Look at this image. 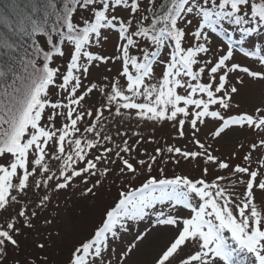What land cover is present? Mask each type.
Listing matches in <instances>:
<instances>
[{"label": "snow or ice", "instance_id": "6c2138e0", "mask_svg": "<svg viewBox=\"0 0 264 264\" xmlns=\"http://www.w3.org/2000/svg\"><path fill=\"white\" fill-rule=\"evenodd\" d=\"M5 7L10 8L11 12H0V50L4 54L16 51V41L20 36H43L46 39L43 49L37 47L36 40L32 39L34 56L26 62L22 60L25 69L30 68L31 71L18 77L19 84L14 92L11 95L6 93L5 98L0 100V156L10 154L14 158L10 168L0 166V211H6L12 203H19L17 194H28L32 186L30 177L38 172L45 175L50 172L44 163L47 154L45 148L49 141L53 142L52 151L58 153L56 159L63 158L59 182L54 185L57 191L67 189L78 177L87 184L85 174L97 176L98 162L105 159L106 153L112 152L108 148L105 153L89 158L86 150L96 148L98 140L82 141L74 138L67 140V150L65 147L66 139L79 132L77 122L85 114L94 115L87 111L76 113L73 118L74 109L71 106L80 105L97 88L96 84H92L83 94L77 95V90L82 88L81 76L87 77L91 68L111 60L85 50L93 38L96 44L108 39L103 29L116 30L118 59L123 69L120 74L127 78V92L131 94L126 95L117 84L111 85L107 101L109 104L117 102L116 113L121 114V109L135 110L138 119L156 123L175 122L174 126H177L181 138L185 136L187 120L193 130V143L202 150L189 152L168 147V153H174L186 161L204 156L205 163H218L220 169H228V163L218 161L203 143L195 139L196 132L200 130L198 124H204L205 118L222 121L213 133L215 137L221 136L234 125L256 132L261 135V139L259 145H252V149L264 150V108H258L255 114L244 113L228 118L219 110H210L211 106L229 109L231 94L238 91L235 86L228 87L230 73L239 71L253 79L264 80V71H253L231 62L236 53L235 45H243L245 38L264 32V0H63L61 6H58L57 0H9ZM118 12H127L128 16H118ZM78 13L86 15L77 20ZM193 21L196 22L195 30L186 31ZM237 31L239 38L233 40V33ZM213 34L216 38H226L222 41L224 46H217L215 52L211 47ZM187 36H191L195 43L185 48L182 42ZM135 38H142L145 46ZM169 42L173 44V50L170 60L163 62L166 67L162 81L159 86L144 84L145 77L153 74V66L158 62L161 50ZM61 45L74 48L69 53L70 63L66 66V73H60L59 68L50 66L56 56L63 57L66 54ZM150 47L156 50L150 51ZM132 48L141 51L143 62L130 54ZM41 52L42 67L36 63V57ZM239 52L264 68V49L256 47L248 51L240 47ZM210 53L216 59H205L204 66L194 71L193 66L201 63V54ZM82 57L86 58L84 64L81 63ZM130 65L136 69L135 76L129 74ZM77 72L80 75H76ZM202 74L207 75L208 82H200ZM3 75L0 72V76ZM58 75L63 81L59 85L60 89L68 92L67 104L48 99L50 88ZM182 76L190 79L182 80ZM237 83L242 81L237 80ZM178 89H184L186 94H179ZM197 94H200V98H195ZM139 97H143L142 102H137ZM46 108L52 112L67 108L66 113L58 114L70 123L62 129L49 128L47 125L54 118L48 114L42 124ZM181 116L183 118L178 119ZM95 118L99 120L100 114H95ZM94 130L95 125L85 129L89 133ZM28 136L30 138L25 139ZM104 139L110 140V137L105 136ZM124 144L120 152L134 150L127 145V141ZM33 147L36 156L30 161L28 153ZM161 151L156 149L151 162L139 160V168L117 152L115 155L121 163L120 174L127 172L135 175L144 169L151 172L156 156H160ZM243 159L248 166L236 165L232 169V175H238L239 183L245 189L239 200L232 198V194L218 182L209 183L203 178L193 180L187 176L148 178L137 190L121 192L118 202L105 212L101 226L94 231L93 236L73 250L69 264H110L104 257L110 240L118 239L119 234L127 230L129 221H142L150 214L155 216L158 225L172 226L178 230L157 264H169L186 246H190V251L180 257L177 264H264V211L258 210L255 202L256 190L264 194V159L257 161L259 168L256 170L251 168L250 155ZM111 162L116 163L115 160ZM173 162L180 161L177 159ZM33 163L36 167L30 170L29 166ZM77 163L83 164V167H78ZM18 169H22L23 174L18 184L14 185L11 178L17 176ZM108 172L109 169L105 167L99 176H107ZM160 172L163 174L162 168ZM54 175H47L43 181L34 180V186H47ZM203 175H208L207 168L203 169ZM220 179L223 177H217V180ZM95 187H99V179L84 194L92 193ZM13 191L17 194H13ZM48 200L49 197L45 195L40 206ZM165 202L171 205L167 212L157 209V205H164ZM182 209L189 210L190 217L173 215ZM35 216V212L31 213V217ZM17 218H23L20 221L23 228L34 226L23 208L16 213V217L0 225V264H6L9 246L19 248L15 238L20 234ZM38 246L44 248L43 244ZM132 247H129V252Z\"/></svg>", "mask_w": 264, "mask_h": 264}, {"label": "rangeland", "instance_id": "374dc122", "mask_svg": "<svg viewBox=\"0 0 264 264\" xmlns=\"http://www.w3.org/2000/svg\"><path fill=\"white\" fill-rule=\"evenodd\" d=\"M83 13H78L76 19L79 20ZM118 16L127 17V12H118ZM147 24V22H145ZM196 22L188 26L186 31H194ZM102 32L108 36L107 40H101L99 44L95 43V38L86 46L87 51L93 54L102 55L106 58H111L107 64H99L98 67L91 68V72L87 77L81 76L82 88L77 90V95L83 94L84 91L92 84H96L97 88L89 93L85 100L80 105H72L74 109L73 118L76 113H86L91 111L93 116L84 115L83 119L77 122L79 132L70 135L65 142L66 150L69 148L67 140L79 138L82 141L98 140L96 148L86 150L88 157L92 158L97 155L105 153V149H112L111 153L105 154V159L98 162L97 176L85 177L88 183L82 182V178H75L72 184L64 190L57 191L54 187L59 182L60 168L63 165V158L56 159L58 153L52 151L53 142L49 141L45 148L47 153L44 163L50 168L47 175L55 174L53 179L48 182L47 186L41 184L40 188L34 186V180L43 181L47 179V175L37 173L34 177L29 178V183L32 185L28 189L26 196L19 195L15 191L13 194L18 195L19 203H12L6 211H0V225H3L12 217H16V213L20 209H25L34 225L32 228L21 227L20 221L23 218H17V227L20 228V234L16 236L19 243V248L14 249L12 246L8 248V255L6 264H69L72 257L73 250L81 243L90 239L94 231L101 226L104 219V214L110 210L115 203L118 202L121 192L135 191L146 182L148 178H166L173 179L175 176H187L193 180L205 179L207 182H218L224 187L228 193L232 194V198L239 200L244 193V185L239 183L238 175H232V169L236 165L248 166L244 161L245 156H251V168L256 170L259 168L258 160L264 159V150L257 148L252 149L255 143L259 145L261 135L253 132L250 129L240 128L239 126H232L225 130L219 137H215L213 133L217 130L222 121H213L211 118H205L204 124H198L199 131L196 132L195 139H198L205 145L208 152H210L218 161L226 162L230 165L228 169H220L218 163H205V157L200 156L197 159L184 160L182 157L174 153H168V147H178L182 151H202L198 145L193 143V130L190 124L185 123V136L181 138L178 135L177 126L175 122L165 121L156 123L154 121H146L138 119L135 115V110L121 109V114H117L115 109L117 102L111 104L107 101V95L111 94V85L117 84L126 95H131L127 92V78L121 75L123 69L121 61L118 59L119 52L117 50L118 38L116 30L103 29ZM239 38V33H233V40ZM142 46L145 42L142 38H135ZM226 38H216L213 34L212 51L215 52L217 46H224L222 41ZM43 48L44 38H41ZM195 41L191 36H187L182 42V46L187 48ZM66 52L63 57L56 56L52 62V67L59 68L60 73H66V66L70 63V51L74 48H65ZM236 53L233 57L232 63H238L242 67H248L253 71H264V68L254 59L246 58L239 52L240 47H245V50L253 51L256 47L264 49V32H257L251 37L245 38L243 45H235ZM150 51L156 50L154 47L149 48ZM173 50V44L169 42L166 48L161 50L160 56L157 58V63L153 66V74L145 77L144 84L149 86H159L162 81V73L166 64L164 61L170 60V53ZM226 50V48H225ZM130 54L137 56L139 62L142 61L141 51L137 48L130 49ZM222 54V53H221ZM205 59H216L211 53L208 55L201 54L199 65H194L193 70L198 71L200 66H204ZM81 63H86V58L81 59ZM207 72V69H206ZM80 75V73H75ZM129 74L135 76L136 69L129 66ZM182 80H189L188 77H181ZM237 80L242 83H237ZM200 82H208L206 74H202ZM62 77L57 76L55 83L50 88V101H59L62 104L68 103V92L60 89L62 84ZM192 83H195L192 81ZM235 86L238 91L231 94L229 102V109H221L218 106H211L210 110H219L225 118L239 114H255L258 108H264V80L253 79L246 74L239 71L229 74L228 87ZM71 84L69 85V88ZM249 88L245 93L246 88ZM102 90V91H101ZM179 94L185 95L184 89L177 90ZM220 95V94H217ZM195 98H200L197 94ZM206 99V97H204ZM143 97L137 98V102H142ZM183 106V105H181ZM67 108L57 109L52 112L50 108L45 109V114L42 116L41 123L44 124L46 116L51 114L53 121L47 126L54 129H62L67 123L63 115L58 113H66ZM100 114V119L95 118V114ZM183 117H178L182 119ZM95 125V130L92 133L85 131L87 127ZM71 132V129H69ZM99 133V136H97ZM59 131H57V136ZM110 137V140L104 137ZM30 138V136L25 139ZM134 149L129 153L120 152V149L125 146L124 142ZM161 149V155L156 156V163L152 165V171L148 172L146 169L133 175L132 173L120 174V161L116 157V153L124 159H128L137 168L139 160L151 162V157L156 155V149ZM67 154V151L65 155ZM36 156L34 147L29 149L28 158L30 161L34 160ZM179 160V163L173 161ZM14 158L10 154L0 156V166L9 167ZM116 161L112 163L111 161ZM164 161H167L165 163ZM78 167H83V164L77 163ZM30 170L36 167L30 164ZM107 167L109 169L107 176H99V173ZM163 169L161 174L160 169ZM208 169V175H203V169ZM23 170H17V176L12 177L11 181L14 185L18 184L19 178L22 176ZM217 177L223 179L217 180ZM247 179V177H243ZM99 179V187H95L92 193L84 194L86 189L92 187ZM47 195L48 201L41 202L43 197ZM255 202L258 210L264 211V194L259 190L255 193ZM171 205L165 202L164 205H157V209L168 211ZM35 212L36 216L31 217V213ZM235 214V210H234ZM173 215L181 217H190L189 210L182 209ZM177 229L172 226L158 225L155 221L154 215L145 217L142 221H129L126 231L119 234L116 240H110L108 251L104 253L106 261L110 264H157L158 258L162 252L173 241L177 235ZM226 235H228L226 233ZM142 238V239H141ZM43 244L44 248L38 245ZM130 246L132 250L129 252ZM190 251V246L183 247L179 255L172 258L169 264H177L180 257L185 256ZM243 257H241L242 259Z\"/></svg>", "mask_w": 264, "mask_h": 264}, {"label": "trees", "instance_id": "16d2710c", "mask_svg": "<svg viewBox=\"0 0 264 264\" xmlns=\"http://www.w3.org/2000/svg\"><path fill=\"white\" fill-rule=\"evenodd\" d=\"M8 3L9 0H0V12H11L10 8L5 7ZM62 3L63 0H57L58 6H61ZM42 37L43 36L29 38L20 36L16 41L15 52L4 54L3 50H0V72L4 73L3 76H0V100L5 98L6 93L11 95L14 92V89L19 84V80L17 79L18 77L25 75L26 71H31L30 68L25 69L22 64V60L26 62L27 60L32 59L34 56L32 49V39L36 40L37 47L43 49V46H41ZM43 38L46 39V37ZM52 62L50 63L51 67ZM36 63L38 66L42 67V52L39 57H36Z\"/></svg>", "mask_w": 264, "mask_h": 264}, {"label": "bare ground", "instance_id": "6f19581e", "mask_svg": "<svg viewBox=\"0 0 264 264\" xmlns=\"http://www.w3.org/2000/svg\"><path fill=\"white\" fill-rule=\"evenodd\" d=\"M248 89H249V88L247 87L246 90H245V93L248 91Z\"/></svg>", "mask_w": 264, "mask_h": 264}]
</instances>
